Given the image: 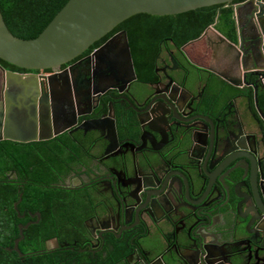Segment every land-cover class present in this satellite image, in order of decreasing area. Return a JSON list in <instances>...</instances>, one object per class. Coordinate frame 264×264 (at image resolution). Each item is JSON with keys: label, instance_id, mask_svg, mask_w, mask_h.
I'll list each match as a JSON object with an SVG mask.
<instances>
[{"label": "flooded vegetation", "instance_id": "1", "mask_svg": "<svg viewBox=\"0 0 264 264\" xmlns=\"http://www.w3.org/2000/svg\"><path fill=\"white\" fill-rule=\"evenodd\" d=\"M239 24L243 52L215 27L182 46L151 31L142 72L123 30L57 69L0 62V143L56 139L75 151L56 185L94 198L81 219L86 251L113 238L130 251L128 264H264V219L241 199L264 174V64L248 7ZM199 43L196 64L189 49ZM53 240L50 250L59 248Z\"/></svg>", "mask_w": 264, "mask_h": 264}, {"label": "trees", "instance_id": "2", "mask_svg": "<svg viewBox=\"0 0 264 264\" xmlns=\"http://www.w3.org/2000/svg\"><path fill=\"white\" fill-rule=\"evenodd\" d=\"M242 1L174 16L138 14L119 24L112 32H126L135 53V67L142 72L143 66L147 65L144 62L147 53L145 41L153 36L149 34L151 31H154V37L175 34L177 46H182L214 26L224 38L236 42L233 5ZM67 2L0 0V12L13 36L30 40L43 31ZM148 22L157 23L159 27H147L145 24ZM99 43L97 41L88 50ZM3 64L19 70L5 62ZM73 153L72 149L61 148L56 139L29 144L0 143V264H128L125 259L130 251L113 238L97 254L86 251V247L80 244L85 233L81 219L91 214L94 198H81L56 185L58 176L66 175L61 163L67 159L72 166L75 159ZM10 171H15L17 177L8 179ZM36 212L40 215L38 221L31 216ZM29 222L30 225L22 231L18 254L13 248L14 241L19 238V225L25 226ZM52 238L57 239L59 248L48 249L47 242Z\"/></svg>", "mask_w": 264, "mask_h": 264}, {"label": "water", "instance_id": "3", "mask_svg": "<svg viewBox=\"0 0 264 264\" xmlns=\"http://www.w3.org/2000/svg\"><path fill=\"white\" fill-rule=\"evenodd\" d=\"M235 1L237 0H68L43 31L36 38L30 40L13 36L7 29L0 12V61L26 71L57 69L77 59L119 24L135 15L174 16ZM247 7L250 17L255 19L257 26V35L253 46L258 53L260 62L264 64V0H244L233 5L237 33L236 43L228 42L218 33L217 36L230 47L238 48V51L243 52L244 40L242 27L239 24V11ZM210 29H214V26L205 30L204 34ZM123 38L130 73L135 79L125 33H123ZM245 52L249 57L255 55L252 46H249ZM257 73H253V75H258ZM6 77L17 82L21 76L13 72H6ZM223 79L227 81L225 78ZM259 170L264 171V157L259 165ZM236 197L241 198L237 195ZM241 199L247 209L250 208L251 212L258 215L256 220L260 225L261 219H264V174H259L257 189ZM249 216L252 217L250 213ZM37 217L39 218V214ZM29 225L30 223L25 226L19 225V238L14 241L13 248L18 254H20L18 243L23 239L22 231ZM52 243L58 247L56 240H53ZM65 246L67 245L65 244Z\"/></svg>", "mask_w": 264, "mask_h": 264}, {"label": "crops", "instance_id": "4", "mask_svg": "<svg viewBox=\"0 0 264 264\" xmlns=\"http://www.w3.org/2000/svg\"><path fill=\"white\" fill-rule=\"evenodd\" d=\"M245 10H246V8L240 9L239 20H240V16L242 15V12H244ZM202 48L203 47L200 45H194L189 49V53L192 56V59L196 62V64H201L203 62V60L200 58V54H199V52Z\"/></svg>", "mask_w": 264, "mask_h": 264}, {"label": "rangeland", "instance_id": "5", "mask_svg": "<svg viewBox=\"0 0 264 264\" xmlns=\"http://www.w3.org/2000/svg\"><path fill=\"white\" fill-rule=\"evenodd\" d=\"M197 45H201V44L199 43V44H197Z\"/></svg>", "mask_w": 264, "mask_h": 264}]
</instances>
